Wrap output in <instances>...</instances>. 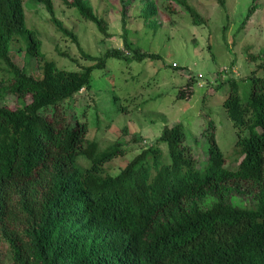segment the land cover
Here are the masks:
<instances>
[{"label":"trees","instance_id":"obj_1","mask_svg":"<svg viewBox=\"0 0 264 264\" xmlns=\"http://www.w3.org/2000/svg\"><path fill=\"white\" fill-rule=\"evenodd\" d=\"M24 1L0 0L1 80L20 104H0V264H264V76L255 72L245 85L226 81L224 108L238 136L235 170L209 121L204 162L179 123L166 126L154 145L113 175L107 165L125 155L124 144L103 150L88 138L76 97L92 90L93 72L110 59L142 62L160 55L134 48L126 34V50L87 55L56 17L54 0H33L96 62L82 71L63 70L42 53ZM61 1L111 36L89 2ZM157 1L122 0L124 29L130 4L143 3V17L152 24ZM164 1H177L195 24L205 23L186 1ZM220 3L225 7V0ZM255 3L241 29L259 9ZM13 46L35 53L40 77L12 60ZM252 60H262L264 71V50Z\"/></svg>","mask_w":264,"mask_h":264},{"label":"rangeland","instance_id":"obj_2","mask_svg":"<svg viewBox=\"0 0 264 264\" xmlns=\"http://www.w3.org/2000/svg\"><path fill=\"white\" fill-rule=\"evenodd\" d=\"M86 1L107 22L110 37L76 9L54 0L56 17L77 35L85 54L99 58L111 49L126 50V34L134 48L160 55L142 62L110 59L105 69L93 72L92 90L76 97V111L89 124L88 138L98 141L103 150L115 142L124 144L125 155L107 165L110 173L119 174L143 149L155 144L166 126L179 123L204 162L209 148L204 131L209 121L215 123L219 147L235 170L240 160L235 154L238 136L224 108L230 89L226 81L233 78L245 85L255 72L264 76L262 60H252L264 50V0H256L260 7L244 29L241 25L253 0H225V7L220 0H184L205 19L199 25L177 1L158 0L159 13L152 24L143 17V3H132L127 8L126 29L122 0ZM24 4L27 25L37 31L47 60L67 71L96 64L59 31L42 4L33 0ZM10 55L27 74L41 76L42 64L34 52L13 46ZM2 75L0 71V104L17 108L20 104L9 93V84L2 83Z\"/></svg>","mask_w":264,"mask_h":264},{"label":"built area","instance_id":"obj_3","mask_svg":"<svg viewBox=\"0 0 264 264\" xmlns=\"http://www.w3.org/2000/svg\"><path fill=\"white\" fill-rule=\"evenodd\" d=\"M200 78H202V76H200Z\"/></svg>","mask_w":264,"mask_h":264}]
</instances>
